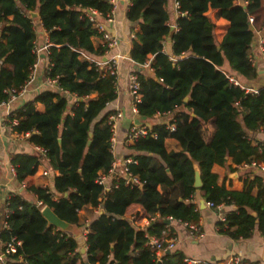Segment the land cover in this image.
I'll use <instances>...</instances> for the list:
<instances>
[{
	"label": "trees",
	"instance_id": "obj_1",
	"mask_svg": "<svg viewBox=\"0 0 264 264\" xmlns=\"http://www.w3.org/2000/svg\"><path fill=\"white\" fill-rule=\"evenodd\" d=\"M167 2L130 0L126 16L139 27L129 57L138 65L149 61L153 70L152 74L135 71L141 94L137 112L142 118L169 112L174 129L169 130L165 122L154 124L131 146L135 153L127 169L140 185L114 177L105 190L96 180L109 173L114 160L107 123L112 112L105 109L116 99V80L81 52L105 54V46L94 42L99 33L85 12L96 9L104 17L110 4L105 0H0V104L8 100L9 90L25 85L36 62L37 33L31 12H37L36 19L48 36L46 77L56 81L55 89L40 91L7 117L17 119L13 130L28 133L27 141L43 149L48 167L58 172L52 188H27L35 202L8 193L11 212L8 226L0 230V241L14 238L20 244L7 255V264L82 261L76 238L47 224L41 214L45 205L77 227L82 225L80 210H104L87 226L85 257L90 264H156L155 254L145 246L144 232L159 233L166 224L160 221L137 229L124 217L127 208L139 204L149 218L158 214L192 223L199 217L192 202L198 189L207 201L233 207L224 212V221L217 222L220 233L244 239L255 228L264 232L261 176L251 173L243 189L236 191L218 185L211 171L213 164L225 165L227 157L236 165L264 161V142L253 144L249 137L250 132L264 128V89L246 92L221 70L225 59L240 78L256 79L252 43L256 30L264 29V0H177L176 31L170 29ZM209 8L228 22L220 50L215 25L206 15ZM169 35L175 59L162 51ZM262 47L264 51V41ZM71 95L76 99L70 106ZM38 102L44 106L42 112L35 108ZM210 120L214 131L206 140L203 127ZM167 138L175 139L180 150L168 151ZM41 160L39 153L12 154L15 182L21 185ZM196 167L202 181L199 188L194 187ZM179 256L170 253L160 264H176Z\"/></svg>",
	"mask_w": 264,
	"mask_h": 264
},
{
	"label": "crops",
	"instance_id": "obj_2",
	"mask_svg": "<svg viewBox=\"0 0 264 264\" xmlns=\"http://www.w3.org/2000/svg\"><path fill=\"white\" fill-rule=\"evenodd\" d=\"M176 0H168L167 8L170 12L169 25L171 31H176V19L180 15L176 6ZM130 6V0H119V3L114 10L111 20L107 21L103 16H99L98 20L103 23L107 31L115 37L117 45L108 51L106 55L94 56L95 60H103V57L109 59L111 56L119 54L122 57L117 61L116 69V99L110 102L105 111L122 112V117L117 123L116 132L112 144V154L115 163L114 177H124L123 164L126 159H131V155L135 152L131 148L134 143L127 140V133L132 124H144L146 126H152L157 123L170 121L172 114L167 112L165 114H156L150 118H142L138 112L132 110L131 96L128 91V75L131 72L136 73L137 69L146 70L152 74L153 70L149 67L138 65L134 63L129 57V50L131 47L132 38L139 30L135 21H130L126 13ZM206 15L214 23V36L219 43L228 27V22L223 18H217L216 10L209 8ZM34 23L37 33L35 40V52L37 55L36 62L30 70L29 79L25 84V90L22 94L17 96L14 100L8 103L0 104V194L1 197L8 193H19L27 200H36L35 196L28 191V187L34 185L53 187V180L57 171L51 170L48 167L47 160L35 145L29 143L26 137H16L9 130H2L1 124L5 122L8 115L18 109L27 101L32 100L36 94L45 89H55V84L48 81L46 77V71L49 65L47 41L48 36L45 30L41 27L39 21L34 17ZM264 37V29L256 30L255 33V45L252 50V61L257 68L259 76L260 71H264V51L261 46V41ZM95 43L103 44L101 37L94 38ZM162 51L166 53L171 59H175L172 53V38L171 36L165 37L163 40ZM187 54L183 55L186 56ZM152 57L150 56V59ZM105 59V60H106ZM221 70L224 73L235 76L245 87L256 88L254 80H245L240 78L234 71L231 70L229 64L224 59L221 66ZM76 97L69 96L70 106L75 102ZM37 111L42 112L44 106L42 103H35ZM191 116H194L191 113ZM204 136L208 140L214 131L212 120L208 121L204 125ZM249 137L253 144L256 142H264V128L249 133ZM165 147L168 151L180 150L179 143L173 138H167L165 140ZM14 153H39L42 155V160L37 166L34 174L28 175L21 185L17 184L14 180V174L12 173V164L10 162L11 155ZM232 169H231V168ZM211 171L217 175V184L223 185L228 190L240 191L244 187V179L247 176L252 177V174L260 173L255 172L249 168L246 164L236 165L232 162L231 157H227L225 165L213 164ZM46 172V174H44ZM252 173V174H251ZM109 178L108 185L111 186L112 179ZM257 189L252 190V194L255 195ZM192 202L197 205L199 210V217L192 222L197 226V234H191L188 226L184 222L176 219L168 220L166 218H160L158 214L149 218L143 207L139 204L130 205L124 217L137 229H146L156 222L162 221L167 226V232L174 234L177 237V242L171 254L178 253L180 256L177 258L176 264H192L185 261V259L197 260L196 264H231V258L239 254L242 260L251 264H264V235L263 232L255 228L252 234L248 238L232 239L226 234L220 233L217 228V222L221 220V215L215 208H210L207 205V200L203 196L201 190H196L192 197ZM38 203V202H36ZM204 203V204H203ZM233 207L224 206L222 212L231 210ZM102 208H86L79 211L81 227L78 228V235H74L71 232H67L71 236H74L78 243V250L82 256V261L77 264H90L85 257V235L87 233V226L91 220H93ZM6 208L3 203L0 204V222L3 219ZM168 220V221H167ZM3 246V242L0 241V249ZM84 248V252L81 249ZM98 264V263H95Z\"/></svg>",
	"mask_w": 264,
	"mask_h": 264
},
{
	"label": "built area",
	"instance_id": "obj_3",
	"mask_svg": "<svg viewBox=\"0 0 264 264\" xmlns=\"http://www.w3.org/2000/svg\"><path fill=\"white\" fill-rule=\"evenodd\" d=\"M107 1L110 6L111 9L109 10V12L104 16V18L107 21L111 20L112 14L114 12V10L116 9L119 0H105ZM176 2V6L177 9L179 7L177 0ZM179 12V10H178ZM86 16L89 18V20L91 22H93L95 28L97 29V32L99 33V36L101 37L102 41H103V45L105 46V54L106 55L108 53L109 50H111L112 48H114L117 45V40L115 39V37H113L106 29V27L103 25L102 22H100L98 20L99 16H102V14L100 12H98L96 9H88L85 12ZM249 22L252 23L253 22V17L249 18ZM264 41V37L261 41V46L263 44ZM263 49V47H262ZM81 55L88 60L90 63H92L96 68L102 70L104 73L111 75L115 78L117 77L116 74V69H117V61L122 57L119 54L113 55L111 56L109 59H106L104 61L102 60H95L90 54L86 53V52H81ZM143 66L145 67H149V61L145 62L143 64ZM229 82L238 85L239 87H241L242 89H245L246 92H251V93H257L258 92V88H248L245 87L242 82H240L235 76L225 73ZM49 82L55 84V80L49 79L47 78ZM26 84V83H25ZM25 90V85H23L22 87H20L19 89H11L9 90L10 96L8 98V100L4 103H8L12 100H14L17 96H19L20 94H22ZM128 91L129 94L131 96V101H132V110L134 112H137V104L140 102L141 100V94L139 93V83H138V78L136 73L131 72L128 75ZM165 114V113H162ZM156 115V114H155ZM122 117V112H120L119 110L113 113H110L107 116V123L110 126V130H111V138H110V143H111V151H112V144H113V140H114V135L116 132V128H117V123L119 121V119ZM17 124V119L15 117L11 118V119H6L5 122H3L1 124V129L2 130H9L10 132H12L16 137H27L29 134H20L17 133L16 131L13 130V126ZM167 128L169 130H173L174 129V123H171L170 121L165 122ZM149 132V126H146L144 124H132L131 127L128 130L127 133V140L131 143L136 142L139 138L144 137L148 134ZM40 151H42L43 154L44 150L41 149L40 147H37ZM131 162V159H126L124 161L123 164V172H124V178H125V184L128 185H140L141 182L138 179V177L136 175H132L131 173L128 172L127 169V164ZM246 165L251 168L252 170H254L257 173H260L261 176V180L262 183L264 184V161H260V160H253L249 163H246ZM115 163L113 162L111 165V168L109 170L108 174H102L97 178V183L102 184L105 188V190L109 189V185H108V180L111 176V174L115 171ZM12 173L15 174L14 171V167L12 166ZM44 174H46V172H44ZM9 195L10 194H6L5 196L1 197L0 194V204L3 203L5 208H6V212H4L3 215V219L0 222V230L3 228H6L8 226L7 224V218L10 214V209L8 208V199H9ZM38 205H41V202L37 203ZM207 205L210 208H215L218 211V214L221 215V221H224V213L222 212V209L224 207V204H214L211 201L207 202ZM43 207V206H42ZM41 207V208H42ZM168 220H172V217H167ZM186 226H188L190 233L191 234H197V226L193 223H187L184 222ZM167 226H165L163 229L160 230L159 233H150L148 231L144 232V239H145V246L151 250L154 254L155 257L157 258V260H164L167 258L168 254H170L174 247L175 244L177 242V237L174 234H170L167 232ZM264 235V232H263ZM20 242H15L14 238H12L10 241L8 242H3V246L1 247L0 250V264H7V255L15 253L16 252V246L19 245ZM185 261L190 262L192 264H196L198 263L197 260L194 259H185ZM231 264H251L249 262H246L244 260H242L241 256L239 254L234 255L231 258Z\"/></svg>",
	"mask_w": 264,
	"mask_h": 264
},
{
	"label": "water",
	"instance_id": "obj_4",
	"mask_svg": "<svg viewBox=\"0 0 264 264\" xmlns=\"http://www.w3.org/2000/svg\"><path fill=\"white\" fill-rule=\"evenodd\" d=\"M30 16L34 18V17H37L38 14H37V12H31ZM255 43H256L255 40H253L252 45L254 46ZM217 49L220 50V46H217ZM105 59H106V57H103V60H105ZM255 86L258 89H264V71H260L259 76L257 75L256 81H255ZM187 100H188V97H186L184 99V102H186ZM91 135L92 134L90 133V136ZM114 175H115V173H112L111 177H114ZM201 185H202V181H201L200 173H199L198 168L196 167L195 168L194 187L199 188V187H201ZM102 213H104V210L100 209L99 214H102ZM41 214L46 219L47 224L49 226H53V227H55L59 230H62L64 232H71L74 235H78V228L75 227L74 225L66 222L65 220L59 218L49 206H47V205L43 206L41 208ZM81 252H84V248L81 249ZM160 263H161V261L157 260L156 264H160Z\"/></svg>",
	"mask_w": 264,
	"mask_h": 264
}]
</instances>
